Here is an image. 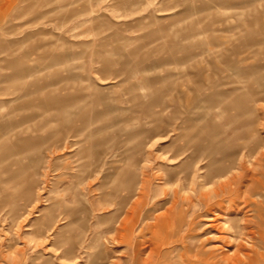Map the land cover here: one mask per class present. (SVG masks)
<instances>
[{"label":"rangeland","instance_id":"obj_1","mask_svg":"<svg viewBox=\"0 0 264 264\" xmlns=\"http://www.w3.org/2000/svg\"><path fill=\"white\" fill-rule=\"evenodd\" d=\"M4 142L0 264H264V0H0Z\"/></svg>","mask_w":264,"mask_h":264},{"label":"bare ground","instance_id":"obj_2","mask_svg":"<svg viewBox=\"0 0 264 264\" xmlns=\"http://www.w3.org/2000/svg\"><path fill=\"white\" fill-rule=\"evenodd\" d=\"M4 50V49H3ZM2 51V50H1ZM230 52V51H229ZM11 53V52H10ZM15 55V54H14ZM238 71H239V69H238ZM56 72H58V71H56ZM241 72V71H240ZM61 81V80H60ZM3 93H5V91L3 92ZM255 93L252 91V92H249V91H247V92H244L243 94H239V96H237V99H238V104L240 105V106H242V107H244L245 106V108L247 109V112H252V113H255L256 111H255V107H256V104H255V106H249L248 105V102L249 101H254V102H257V99H255V97H253L252 95H254ZM216 102V101H215ZM226 110V109H225ZM159 112L158 111H156V110H149V114H152V115H155V116H157V115H159L158 114ZM208 113V112H207ZM195 117V116H194ZM78 119V118H77ZM198 121V120H197ZM73 123V122H72ZM81 123V121H79V122H77L76 124H74V125H76V126H78L79 124ZM73 125V126H74ZM75 126V127H76ZM79 127V126H78ZM192 128V127H191ZM75 129H77V128H75ZM83 130V129H82ZM217 130H218V127L216 126H210L209 127V132H210V134L211 135H218L220 132H217ZM189 131V130H188ZM82 132V131H81ZM201 134H203V133H201ZM79 134H76V135H73L75 138H78L77 136H78ZM224 135V134H223ZM82 136V135H81ZM199 136V135H198ZM205 139V138H204ZM196 140V139H195ZM6 143H7V141H6ZM6 143L4 142V143H1V145H0V147H2V148H5L6 147ZM10 143V142H9ZM201 143V142H200ZM220 143V142H219ZM69 144V143H68ZM7 145H8V143H7ZM197 146V145H196ZM195 146V147H196ZM189 147V146H188ZM9 148V147H8ZM201 148V147H200ZM187 149V148H186ZM185 149V150H186ZM185 150H183L182 152H180L181 154L182 153H184L185 152ZM180 153L178 152V153H176V156H178V155H180ZM193 155H191L189 158L191 159V160H193L194 158H195V153H192ZM204 155V154H203ZM263 155V154H262ZM264 156V155H263ZM229 157V156H228ZM211 158V157H210ZM195 160V159H194ZM225 160V159H224ZM226 161V160H225ZM224 164V163H223ZM226 164V163H225ZM28 167V166H27ZM210 169V168H209ZM223 172V171H222ZM124 173V172H123ZM123 173H121V174H123ZM120 174H115V176H117V178H120V176H119ZM188 176H189V174H183V175H180V176H178L177 177V180L178 181H180L181 179H183V178H185V179H188ZM234 176V175H233ZM123 177H124V175H123ZM210 177V176H209ZM142 180H141V185L139 186V187H137L135 190L134 189H130L129 188V190L127 189V193L128 194H126L127 195V197L123 200V202L126 204V205H129L128 206V209H127V213L126 214H121L122 216H124L123 218H122V220L121 221H119L120 219H118L117 221H118V233L119 232H121V231H123V230H127V234L129 235V238H131L132 237V235H133V232H134V229H135V223H136V221L138 220V219H140V217H143V219L144 220H149V219H151L150 217H149V215L148 214H144L143 215V211H142V209H143V207L145 206V204H146V201H144L145 199H144V196L146 195V192H147V188H148V182H149V180L146 178V177H142L141 178ZM121 180V179H120ZM124 180V179H123ZM212 180V179H211ZM228 181V180H227ZM130 182V181H129ZM231 181H228V182H219L220 184V187L221 188H223L224 186H226L227 184H229ZM131 183V182H130ZM133 183H135V182H133ZM132 187V186H131ZM114 188V187H113ZM213 189H214V187H213ZM122 190V186L119 184V185H117V187H116V194H118L120 191ZM165 190V189H164ZM209 191V190H208ZM215 191H218L217 189H215ZM165 192V191H164ZM173 192L175 193V195H177L178 194V190L175 188V189H173ZM206 192V191H205ZM111 193V192H110ZM115 193V192H114ZM207 193V192H206ZM209 193V192H208ZM239 193V192H238ZM116 194H114L115 196H117ZM113 195V196H114ZM174 195V196H175ZM187 196H189V195H187ZM176 197V196H175ZM186 197V196H185ZM190 197V196H189ZM183 198V197H182ZM187 198V197H186ZM192 199V198H191ZM122 202V203H123ZM179 202V200L177 199V197H176V199L174 198V201H172V205H171V207H169L168 208V211H166L165 213H164V215H166V216H168L169 215V211L170 210H172V209H174L175 208V205L177 204ZM121 203V204H122ZM120 206V205H119ZM124 207V206H123ZM124 209V208H123ZM234 209V208H233ZM144 210V209H143ZM222 216V215H221ZM160 217V216H159ZM156 219V218H155ZM167 220V219H166ZM120 222V223H119ZM159 223H160V220H159V218H158V220H157V224L159 225ZM149 224V223H148ZM147 224V225H148ZM148 226H150V225H148ZM157 226V225H156ZM245 226V225H244ZM128 238V239H129ZM160 252V251H159ZM155 253V250H153V251H151V253L149 254V257L147 258V259H145V261L147 262H149V261H153V254ZM159 254H161V253H159ZM167 255H164V257H166ZM232 256V255H231ZM230 257V256H229ZM237 258H240V255H239V257H237ZM161 259V258H160ZM207 259V258H206ZM236 259V258H235ZM203 260H205V259H203ZM207 262V261H206ZM151 264H153V263H151Z\"/></svg>","mask_w":264,"mask_h":264}]
</instances>
